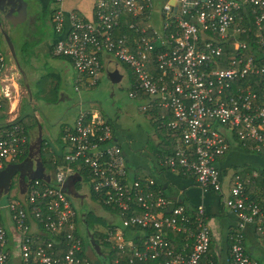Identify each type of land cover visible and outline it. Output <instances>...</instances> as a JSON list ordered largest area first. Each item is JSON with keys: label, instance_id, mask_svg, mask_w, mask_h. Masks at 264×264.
Returning a JSON list of instances; mask_svg holds the SVG:
<instances>
[{"label": "built area", "instance_id": "obj_1", "mask_svg": "<svg viewBox=\"0 0 264 264\" xmlns=\"http://www.w3.org/2000/svg\"><path fill=\"white\" fill-rule=\"evenodd\" d=\"M63 1L52 0L59 6L52 18L59 36L52 55L70 61L76 90L79 84L96 85L103 54L129 67L137 85L129 97L139 98L141 112L166 110L170 119L160 115L162 125L179 136L176 151L161 166L193 177L202 194H222L216 163L232 144L264 155V0H167L158 26L150 15L143 20L152 0H95L93 19L69 13L66 32ZM124 13L133 18L129 28L138 38L115 36ZM4 99L9 92L0 87ZM27 137L16 124L0 131V169L18 157ZM61 141L62 160L48 181H29L16 198L0 204V264H93L71 196L64 192L67 178L82 165L90 173L88 192L103 196L118 212L123 229L108 223L105 236L109 249L129 253L127 264H216L203 206L192 214L164 197L153 179L131 178L107 120L80 112ZM248 181L233 175L223 200L238 219L228 235L227 264H259L244 249L247 226L264 246V198L248 200ZM171 234L184 235L179 250Z\"/></svg>", "mask_w": 264, "mask_h": 264}, {"label": "rangeland", "instance_id": "obj_2", "mask_svg": "<svg viewBox=\"0 0 264 264\" xmlns=\"http://www.w3.org/2000/svg\"><path fill=\"white\" fill-rule=\"evenodd\" d=\"M166 1L167 0H152L150 22L155 26L159 25V14ZM44 12V9L38 11L33 7L31 13L33 18L32 21L27 22L28 19L24 21L20 19L21 21L17 25L9 26L4 30H2V28L0 29V53L5 59L2 69L3 74L8 78L7 76L9 74L7 70L11 69L12 64L15 65L14 61L16 60L24 74L26 73L28 89L34 102L32 100H30L31 104L28 102L29 93L23 85V80L18 68H16V76H12L14 75L12 74L14 71L10 72L13 83L19 84L18 93L16 94L14 89L11 90L12 94L10 95V99L12 100L13 98V101H15L18 95L17 99L20 106L23 104L25 106L23 112L29 113L30 116L33 113L38 116L41 121V127L44 129L45 137L52 141L57 137L61 125L71 123L80 109H89V105L93 104L92 110L100 113L105 119H110L111 122L113 121L115 124L120 125L121 129L125 131V136L132 144V147L144 145L146 142V145L141 150L135 152L136 163L137 161H140V163L149 161L152 153L151 148L153 146V141L150 138L152 125L149 120H147L148 118H146L145 114L139 111L140 102L137 99L129 97L131 90V73L117 63L118 71L122 79L120 77L118 82L113 83L108 77V72L115 67L110 71L103 67L99 75V80L94 87H87L84 84H79L77 90L75 84V75H77V73L70 67H68L67 73H65V78L62 77L58 80L51 78L49 74L59 73L60 70L57 67L58 59L51 58L49 53L44 50L47 42H43L47 40L50 31H52L47 28L46 23H44V20L47 18H45ZM36 17L38 18L35 19ZM3 34L10 40V44L16 55L15 60L12 59L7 49L8 45L4 40ZM66 74H68L69 77H67ZM3 78L4 76L2 75L1 79ZM55 83L57 87L56 90L53 91L52 89L55 87ZM58 88L59 92L56 93ZM61 92L65 94V100H61ZM39 94H41L42 97H40ZM32 130L28 135V140L32 153V161L36 162L41 133H39L36 128ZM146 138L149 140L148 143ZM233 151L234 149H232L229 154ZM239 154L241 155L234 160L236 163L247 161L250 165H264V158L259 156L260 154L258 153L251 151L246 152L240 148ZM135 165L138 169V163ZM18 186L16 179H14L11 190L9 192L6 191L0 198V204H4L7 199L16 198L19 195ZM85 186V183L81 185L80 193L85 191ZM70 199L78 215H82L86 210L90 213V231L105 235L107 228L106 224L111 223L112 218L115 219L114 225L118 227L119 230L123 229L118 217L109 216L107 211H103L96 202L92 201L87 203L88 200H83V202H81V199L78 200L74 197ZM78 225L81 227V222H79ZM82 235L84 236L85 232L82 233ZM85 239L88 238L86 237ZM98 243L100 244L99 240ZM109 260L110 257L107 252H105L104 258L103 256L97 257L96 264H108ZM257 261L259 264H264V260L257 259ZM93 264H95V261Z\"/></svg>", "mask_w": 264, "mask_h": 264}, {"label": "crops", "instance_id": "obj_3", "mask_svg": "<svg viewBox=\"0 0 264 264\" xmlns=\"http://www.w3.org/2000/svg\"><path fill=\"white\" fill-rule=\"evenodd\" d=\"M30 1H32V4H39L40 6H42V9H44L45 11H48V13L45 15V18L46 17L47 18L44 20V23H46L47 28H49L52 31H50L47 40L45 42H43V43L47 42V44H45L46 46H45L44 50H45V52L49 53L51 58L58 59L57 67L60 70V72H59L60 74L56 72V73H51L49 75L51 78H55L57 80L62 78V77L65 78V73H67L68 67H70L72 70H74L72 64L70 63L69 60L62 58V57H55L51 53L52 48H53V44L59 38L58 34L54 31L53 22H52L54 11L56 8H59V6L57 7V5H55L52 2V0H30ZM94 4H95V0H64L60 4V8L63 11V18H64L63 30H64V32H66L69 28V13H74L80 19H83V20H92L93 19ZM0 12H2V11H0ZM50 12H51V14H50ZM31 13H32V9L28 10L24 20L28 19L27 22L30 21L32 18ZM160 13H161V11H160ZM13 16H14V18H16L14 20L20 19V17H18L15 14H13ZM159 17H160V14H159ZM9 26H13V25L7 24L6 22H2L1 21V15H0V29L2 28V30H4V29L8 28ZM3 36H4L5 42L8 45L7 49L9 50V53L12 56V59L15 60L16 55L14 54V50L12 48V45L10 44V40L8 39V37L5 34H3ZM51 37H52V39H51ZM0 55H2V54L0 53ZM4 61H5V59L3 57V64H4ZM100 61H101V71H102L103 67L107 68L108 71H110L113 67H115L113 70L108 72V74L111 72H117L118 75L122 79V76L120 75V73L118 71V64L117 63H119V62H117L116 60H114L113 58H111L107 54H103L100 57ZM14 62H15V65L12 64L11 69L7 70L8 74H9L7 76L8 78H6L5 77L6 75L3 74V70H2L3 66L0 70V87H4L9 92V99L5 100L7 105H8L6 116H5V119L0 122V124L13 122L17 118L22 117L23 115L30 116L29 113L23 112L25 106H24V104L22 106H20V103L17 99L18 95H17V97L15 96L16 97L15 101H13V98H12V100L10 99V95L12 94L11 90L14 89L16 94L19 91V84L13 83V81H12V76H16V68H18V70L20 71L21 77L23 74L25 77V80H26V73L24 74L22 69L18 66V63L16 62V60ZM119 64L121 65L122 68L126 69L123 66V64H121V63H119ZM11 71H14V73H12L14 75H12V76L10 75ZM100 73H99V75H100ZM2 75L4 76L3 79H1ZM66 76L69 77L68 74H66ZM75 77L77 78V75H75ZM131 83H132V77H131ZM23 85L26 88L27 92L29 93L28 102H29V104H31L30 100H32V98H31V95H30V92L28 89L27 81L25 84L23 82ZM94 86H92V87H94ZM56 87H57V84L55 83V87L52 90L55 91ZM58 92H59V88L57 89L56 93H58ZM39 96L42 97L41 94H39ZM65 99H66L65 94L61 92V100H65ZM92 107H93V104L89 105V109L88 108L86 110L80 109L78 111V113L75 115V117L73 118L71 123L64 124V125L60 126L59 131H58V135L60 133H62V131L65 128L73 126V124L76 121L80 112L88 111L94 115H101L97 111L92 110L91 109ZM31 116L38 123L36 130H38L39 133H41L40 134L41 139L46 140V142H49L52 146H54L58 135L53 141L48 140L45 137L44 129L41 127L40 118L38 116H36L34 113L31 114ZM146 118H147V116H146ZM147 120H149V119H147ZM149 122L152 125L153 122H151V121H149ZM112 124H113V129H114V140L122 149V153H123L124 160H125V165H126L129 176L131 178H140V179L151 178V179H153L156 182V184L158 185V188L160 189V191L162 192L164 197L171 200L172 202L183 204L184 206L188 207L189 209H192L193 207H196L198 205H202L204 208V213H205V217H206V224L208 225L210 232H211L209 255L211 258L213 257L218 262V264H227V249L229 246L228 235L231 231L234 230L238 219H237L236 215L230 213L225 208V206L223 204V200L227 196L228 185H229L231 177L234 175V168L236 166L241 167V166L246 165V164L250 165V163H247V161H243V162H239V163L238 162L236 163V161H234L236 157L241 155V154H239V149L241 147L237 146V144H232L229 151L227 152V154L225 156H223L221 159H219L217 164H216L218 166V168L221 170L220 172H222V175H221V179L223 181V192H222V194H215V193L202 194L200 188L198 187V185L195 182L193 177L183 175L180 172L169 171L168 169H166L165 167L160 165L159 160L157 159L156 155H154L153 153H151L149 161H147L145 163H140V161L139 162L137 161L138 166H139L137 169L136 165H135V164H137L135 152L141 150L146 145V142L144 145H141L138 147L137 146L132 147V144L129 142V140L125 136V131H123L121 129L120 125L115 124L113 121H112ZM32 131H34V130H32ZM40 135H39V138H40ZM150 138L153 141L154 146L159 144L160 140L158 138V132L156 131V129L154 128L153 125H152V131L150 133ZM146 141H147V143L149 142V140L147 138H146ZM232 149H234V151L231 154H229ZM241 150H245V149L241 148ZM245 151L247 152V150H245ZM44 174L47 175V171L44 170ZM87 187L88 186L85 187L84 192L80 193V190H79L75 193V195H72V194L71 195L78 200L81 199V202H83V200H88L87 203L92 202V200L89 197V192H88ZM4 194H5V192L1 193L0 198ZM86 213H87V210H86V212H84L82 214V220L83 221H84ZM107 214H109V216L117 217V215L116 214L114 215L113 213H111V214L107 213ZM114 220L115 219L112 218L113 223L111 222V226H115ZM244 235H245L244 249H245L246 253L251 258H253L255 260H257V259L264 260V246H262L259 243V241L257 239V235L254 232L253 227L247 226L245 228Z\"/></svg>", "mask_w": 264, "mask_h": 264}, {"label": "trees", "instance_id": "obj_4", "mask_svg": "<svg viewBox=\"0 0 264 264\" xmlns=\"http://www.w3.org/2000/svg\"><path fill=\"white\" fill-rule=\"evenodd\" d=\"M149 15H150V11L147 10L144 14L143 20H147ZM132 22H133V18L131 17V15L128 13H124L122 15V18H121L120 26L116 29V31L114 33L115 36L124 35V36L128 37V39H130V40L133 38L134 39L138 38L140 36V34L135 32L133 29L129 28V24ZM243 39L248 40L245 37H243ZM123 66L132 75V83H131V90L130 91H134V90H136V86H137L136 82H135V76L132 73V71L129 69L128 66H126L124 64H123ZM154 73H156V71ZM96 84H97V82H96ZM249 86L251 87V89H254L256 91L258 90V88L255 87L254 85L252 86L249 84ZM141 96L143 98H145L144 95H141ZM137 100L139 101V98ZM7 108H8V105L5 101V99L1 100L0 101V122L5 119ZM143 113L147 116L149 121L153 122L152 125L154 126V128L158 132V138H159L160 142L158 145L152 146L151 152L154 155H156L159 162H162L167 156L172 155L176 151L177 146H178L179 136L176 135L175 133H172L165 125H162V120H160V115H165L166 121L170 119V116L166 110L161 109V108H156L153 110L145 111ZM103 119H105V118H103ZM107 123L111 126L113 133H114L112 122L107 119ZM12 124H16V125L20 126L24 130V132L27 136L29 135V133L32 129H34L38 126V123L36 122V120L33 117H30L28 115H23L22 117L17 118L13 122L0 124V131L4 128L10 127ZM68 128H70V127L65 128L62 131V133H60L58 135V137L55 141V145H56V146L54 145L55 147L43 139H41L39 142V146H38V150H37V157H38L37 161L41 162L42 167L44 168L45 171H47L48 176L47 175H45V176H47L48 179H49V175L51 176L55 172L57 166L61 163L62 145H63L61 138L65 134L66 129H68ZM245 150L249 151V148H246ZM259 156H262L264 158V155H259ZM28 161H32V153H31V149L29 147V140L24 145V149L18 155V157L14 161L9 162L8 164L4 165L0 169V171L3 172L12 165L21 164V163L28 162ZM216 167L218 168L217 165H216ZM218 170L221 171L219 168H218ZM253 173H257L258 176L254 178L252 176ZM220 174L222 175V172H220ZM234 175H239L242 179H246V178L249 179L248 183L245 184L244 194L248 197L249 201L261 203L262 199L264 198V165L258 166V165L246 164V165H243L241 167L236 166L234 168ZM26 177L23 176L24 179L22 178L23 180L21 179L19 181V184H18L19 185L18 186L19 191L23 190L24 186L27 184V178ZM89 179H90V173L82 165L80 167V169L76 172L75 175L67 178L66 183L64 185V192L68 193L71 197H73L72 195H75V193L81 189V185L83 183L86 184L89 181ZM142 179H145V178H142ZM12 185H13V181L8 186V188H6V189L3 188V190H1V192L2 193L6 192V191L9 192L12 188ZM156 186L158 188L157 184H156ZM89 197L93 202H96L104 211L115 213V214L118 213L117 211L112 210V208H110L109 206H107L103 203V199H104L103 196L97 195V194L93 193L92 191H89ZM173 204L179 205V203H175V202H173ZM194 208L195 207L190 209L192 214H193V211L195 210ZM79 222H81V224H82L81 227L79 228V236L82 238L83 243H85V241L87 240V239H85L86 237H90L94 242H97V244L100 248L101 256H103V258L105 257V252H107L108 256L110 257V261L108 262V264H113V261L115 259H119V264H127V259L129 257L128 252L121 254L115 248L109 249L110 244L107 243L105 235H101L99 233L90 231V227H91V225H90V213L87 212L85 214L84 221L82 220V215H78L77 223L79 224ZM106 225H107L106 227H108V223ZM133 230L139 232L140 234L142 232V230L139 227L133 228ZM84 232H85L86 236L82 235V233H84ZM168 238L170 240H172L174 248L176 250H179L180 246L184 242V240H183L184 235H181V234H171L168 236ZM98 240L100 241V244L98 243ZM139 240L140 241L142 240L140 238V236H136L135 240H134V245L137 248L141 247V242ZM84 248H85V245H84ZM211 259L214 261V263L218 264V262L213 257Z\"/></svg>", "mask_w": 264, "mask_h": 264}, {"label": "flooded vegetation", "instance_id": "obj_5", "mask_svg": "<svg viewBox=\"0 0 264 264\" xmlns=\"http://www.w3.org/2000/svg\"><path fill=\"white\" fill-rule=\"evenodd\" d=\"M0 0V15H1V21L6 22L7 24H11V20H14L13 14L17 15L18 12L20 15L26 14L28 10H31L32 7H35L36 10H41L42 6L39 4H32V1L30 0ZM46 15L48 11L44 12ZM51 14V12H50ZM36 17L35 19H37ZM33 18H31L30 21H32ZM35 165V162L28 161L21 164H15L7 168L5 171H0V192L1 190L8 188V186L16 179V182L19 184V181L22 179L23 176H29L32 174L33 167ZM2 193V192H1ZM0 193V194H1ZM88 239L85 241L84 245L86 248V253L89 255V259L94 262L95 264L97 262V257L100 255V248L97 244V242H94L90 237H87Z\"/></svg>", "mask_w": 264, "mask_h": 264}, {"label": "water", "instance_id": "obj_6", "mask_svg": "<svg viewBox=\"0 0 264 264\" xmlns=\"http://www.w3.org/2000/svg\"><path fill=\"white\" fill-rule=\"evenodd\" d=\"M21 2L24 3L23 0H21ZM169 3L172 4L173 2L172 1H169ZM17 16L20 17V19H22V21H24L25 14L20 15L19 12H18ZM20 19L11 20V24L14 26V25L20 23V21H21ZM108 77L111 80V82H113V83H116V82H118L120 80V76L118 75L117 72H111V73H109L108 74ZM21 78H22V80H23V82L25 84L26 83V80H25V77H24L23 74H22V77ZM26 178H27V182L28 181H33V180H46V181L48 180V177L45 176V174H44V168L42 167V164L39 161H36L35 162V165L33 167L32 174L29 175V176H27ZM86 256L89 258V255L86 254Z\"/></svg>", "mask_w": 264, "mask_h": 264}]
</instances>
